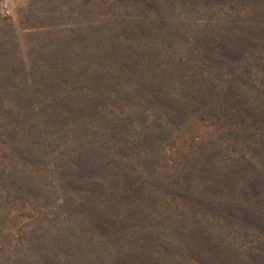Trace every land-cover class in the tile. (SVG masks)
Instances as JSON below:
<instances>
[{
    "label": "rangeland",
    "instance_id": "rangeland-1",
    "mask_svg": "<svg viewBox=\"0 0 264 264\" xmlns=\"http://www.w3.org/2000/svg\"><path fill=\"white\" fill-rule=\"evenodd\" d=\"M0 264H264V0H0Z\"/></svg>",
    "mask_w": 264,
    "mask_h": 264
}]
</instances>
